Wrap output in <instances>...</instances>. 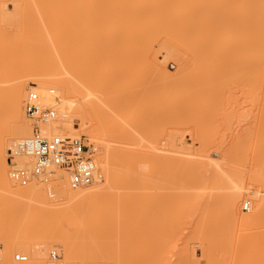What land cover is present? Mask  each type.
Listing matches in <instances>:
<instances>
[{
	"label": "bare ground",
	"instance_id": "6f19581e",
	"mask_svg": "<svg viewBox=\"0 0 264 264\" xmlns=\"http://www.w3.org/2000/svg\"><path fill=\"white\" fill-rule=\"evenodd\" d=\"M98 7H108L113 12L114 21H124L128 26L125 41L130 55L129 65L130 69L135 66L138 77L132 88L121 89L117 95L111 93L119 85L120 69L110 74L107 71L104 82H96L93 71L81 75L79 70L67 81L48 68L37 69L40 66H36V56L32 57L31 51L43 40L44 27H50L53 21L57 26L74 24L72 19L63 21L60 17L62 12L93 11ZM94 19L91 15H85L80 22L82 24H76L81 26L84 20L93 28L99 17ZM60 21L65 22V25ZM1 22L6 26L0 25V81L5 83L0 85V91L6 103L0 114H7V117L4 115L6 123L2 121L3 124H0V198L7 202H32L33 207H29L28 213L23 217L29 223L27 229L14 237L10 247L0 250V264H48L46 256L51 246L45 247L42 240H34L38 237L32 239L38 218L48 214L45 212L48 209L59 211V214L49 212L58 219L65 217L74 222L68 228L69 231L60 229L55 232V245L54 241H46L47 245L52 243L53 251L60 253L62 260H65L67 249L68 260L72 261H69L70 264L79 263L77 259L76 263L73 260L77 256L82 257L83 262L79 259L82 264H201L199 256L205 258L206 264H237L232 259L233 262L227 263L228 260L211 251L207 241H196L195 238H199L198 235L203 230L199 231L201 219L209 214L224 212L227 222L240 224L248 230L249 235H255V228L264 221V194L256 188L247 189L243 185H237L221 199L216 196L206 197L191 206L188 196L193 191H176L178 199L169 196L172 190L163 192L161 189L162 192H157L160 185H168V169L173 159L178 161L174 167L177 172L196 169L207 171L205 164L212 159L208 154H203L201 159L185 156L184 153L196 145H189L190 142L187 143L184 140L186 137L177 129H170L168 132L167 115L159 112L173 108L178 117L184 109H199L204 102L202 96L207 90L212 93L215 89L225 87L264 89V0H0ZM52 29L53 38H64ZM14 44L26 45L31 49L22 48L25 51L22 64L12 60L14 63L9 66L12 59L9 56ZM161 55L164 65L170 64L172 59L175 62L174 69L168 70V78L162 72L164 70L159 68L161 64L158 60L162 58ZM85 59L86 63L83 62L82 65L88 64V56ZM147 69L151 76H160L158 85L151 81V77L142 78ZM28 88L34 89L33 92L40 99L39 103L44 107L49 106V102L54 103V98L59 96L60 107H57L61 110L57 117L55 111H52L56 120L52 119L54 117L48 119L55 121L50 122L53 125L49 126L48 132L64 135L66 130H73L77 133L73 136L86 133L90 140L96 141V151L104 149V154H99L100 158L94 157L96 169L93 182L74 189L70 187L67 175L62 174L56 175L46 184L20 185L14 181L19 187L14 186L15 183L9 177L6 151L13 149L10 152L13 151L18 165H32L34 162L31 156L18 153L17 148L20 145V150L22 149L21 144L30 131L24 114ZM139 93L145 96L144 103L150 116L165 126L161 132L156 130L154 134L149 131L148 136L143 134L147 122L138 116L139 108L136 107L135 100ZM45 100L49 102L45 103ZM93 111L97 120L91 127H87L84 125L85 115ZM136 116L138 118L135 120ZM77 117L83 123L74 122L73 119ZM196 129L195 136L200 141L199 148L196 149L207 151L211 146L209 134L206 131L201 133L199 127ZM168 139L173 141L178 154L168 153ZM118 142L131 144L129 146L134 145L136 148H125L127 145L122 148L118 146ZM144 147L147 148L143 149ZM219 172L217 168L213 173L220 177ZM155 187L157 191H154ZM181 187L183 184L179 185ZM44 189L55 200H49ZM246 193L252 194V201H246L250 204L253 202V210L248 214H239L237 203ZM196 195L199 198L202 194ZM71 202L72 205L59 207ZM158 207L161 216L152 219V227H149L151 222L147 213L159 210ZM156 215H159L158 212ZM14 218L15 216H11L9 219ZM77 218L83 220L77 221ZM190 226L197 227L192 237L183 233L174 244L173 241L171 243L168 233L182 227L185 230ZM89 239L108 245L109 248L84 254L83 246ZM153 239H156L155 242L150 241ZM260 243V240L253 241L251 252ZM12 247L23 251L26 260L10 259ZM248 257L249 253L240 264H264V253H260L253 262Z\"/></svg>",
	"mask_w": 264,
	"mask_h": 264
},
{
	"label": "rangeland",
	"instance_id": "374dc122",
	"mask_svg": "<svg viewBox=\"0 0 264 264\" xmlns=\"http://www.w3.org/2000/svg\"><path fill=\"white\" fill-rule=\"evenodd\" d=\"M96 9L99 10L100 12L96 11ZM96 9L93 10L94 12L92 10H90L91 12L83 11V10L82 11L81 10H72V11L66 10V12L65 11L62 12L61 13L62 16H60L62 20L67 22L66 20L72 19L71 22H73L74 24L70 26H57L56 22L53 21L50 27L46 26L47 28L49 27L48 29L44 27L43 29L45 31L44 30L42 31L45 32V35H43V40L40 43H38V46L33 51H31L33 52L32 57L34 58L36 56V60H35L37 62L36 66H40L37 69H47L48 68L49 71L57 72L59 77L65 78L67 79V81L72 79L74 74L78 72L79 70L81 75H84L85 73L87 74L88 72L93 71L94 80L96 82L97 81L104 82L107 79L106 78V73H108L107 71H109L108 74H110L114 70L120 69L119 70L120 71L119 85L116 89L113 88V92L111 93V94L117 95L119 94L121 89L132 88L135 83L134 81L137 80V77H138L135 66L133 65L132 68L130 69V65H129L130 55H129V50H128V44L125 41V34L127 32L126 29L128 26L124 21H119V20L114 21L113 12L111 9L109 10L108 7H98ZM107 9L109 12L106 11ZM75 11H77L79 15L77 13H74ZM85 15H91L93 19L94 18L97 19L99 17V19L97 20L94 19L95 23H97L95 27L93 28L89 27L84 20H83V25L77 26L76 23L82 24L80 22H82V18ZM78 16L82 17L81 20L75 21V19L80 18ZM101 20H103V22ZM63 21H60L59 23H61L62 25H65L64 24L65 22ZM110 23L111 25H109ZM0 25L2 27L6 26L2 22L0 23ZM107 25H108V28H107ZM104 27L106 30H104ZM51 29L53 31H58L59 35L62 34L64 38L63 39H59V37H57V39L53 38L51 36V33H52ZM62 29H65V30H62ZM47 30L51 32L49 33L47 32ZM86 34H88V36ZM91 34L93 35L91 36ZM105 36H107V38ZM110 37L111 38L114 37L111 39L113 41L110 40ZM77 38L78 40H76ZM80 38L83 40H81ZM90 39L94 42L90 41ZM49 40H51L50 43H49ZM22 48L31 49L29 46H26V45L14 44L12 47V51L10 52L11 57L9 56V58H12L9 61V66H11L14 63L12 62V60L17 61V63L18 62L21 64L23 63L22 58L25 55L24 53L25 51L23 52ZM55 54L56 55L58 54V55L55 56ZM87 56L89 58L88 64H83L84 66L87 65L84 67L82 63L83 62L86 63L85 58H87ZM160 57L162 58L160 59ZM160 57H159L160 60H158V62H160L159 64L161 65H159L160 66L159 68H162L161 71L162 70L165 71V72L164 71L162 72L165 74V76L167 75L166 77L168 78V70L174 69L175 62L172 59L170 64L164 65L163 63L164 58L162 55ZM19 59L21 60L19 61ZM81 59H83V61ZM89 66H92V67H89ZM149 71H150L149 69L146 70V73L144 71V73L142 74L143 76L142 78H145V77H147L145 79L153 78L151 81L154 83L156 82L155 84L158 85L157 81L158 80L161 81L160 76L159 77L153 76V75L151 76V73ZM2 83L5 84L4 82L0 81L1 86H3ZM154 88L156 89V86H154ZM33 90L34 89L28 88L26 92L25 100H27L28 94H30L31 91L33 92ZM57 96L54 98V103L53 101L52 102H49L46 100L44 101L45 103L49 102V104L47 105L52 106L53 110L56 113L55 114L56 117L58 115L57 113H59L61 110V109H58V107H60V104H59L60 99H59V96L58 97ZM136 96L137 98L135 100V104H136V107L139 108L138 116H140V118H143L144 121L147 122L146 128L144 129L145 133L143 134L148 136L149 131H152L151 134H154V131L156 130H158V132H161V129L164 128L165 126L162 124L161 121H157L156 118L154 119L150 116V111L149 109H146V106L144 103L145 96L141 95L140 93L137 94ZM202 98L204 99V102L203 104H201L199 109L195 107L184 109L181 113H179L178 117L175 114V110H172L173 108H167L168 110L171 111V113H169L170 111L168 110L166 111L163 109V110H160L159 114L167 115L168 132L170 129L172 130L177 129L180 131L179 132L180 134L186 137V138L184 137L185 138L184 140L187 141V143L188 141L190 142L189 145L190 144L196 145V147H192V149H190L187 153H184L185 156H190V157H195L197 159H201L200 157L203 156V154L211 155L212 157L211 161L205 164V168L206 170L207 169L208 170L207 171L204 170L205 173H203L204 171H199V169H196V171L193 170V171H187V172L186 171L177 172L174 169V167L177 165L178 161L176 159H173L170 163L171 165H169L170 169H168V185L164 184L165 186H163L162 184L159 186L160 190L158 187V191H157V188L155 187L154 191L155 189L157 192H162L161 189H163V192H167L168 190H169L168 192H170L172 190L173 193L171 191L170 192L171 195H169L170 197L173 196L172 199L173 198L178 199L177 192L179 191L184 190L185 193L188 191L189 192L193 191V193L190 192L191 195L188 196V199L190 201L189 203L191 204V206L199 203L203 198H206V197L210 198L212 196L213 197L216 196L221 199L224 197L226 193L230 192L233 189V187L237 185H243L247 189L256 188L260 191V193L264 194V89L251 90V89L240 88V87H235V88L225 87V88L215 89L212 93H210V90H207L204 92ZM25 100H24V111H25L24 114H25L26 123L28 124L29 130H30L29 134L26 135L28 137L32 133V123H31V119L29 115L27 114L25 110V102H26ZM55 102H57L58 104H55ZM5 103L6 102H5L4 95L0 91V108L2 107L1 108L2 110L0 109L1 112L4 111L5 109ZM95 114L96 113L94 111L87 113L85 115L84 125L89 127L87 125V120L89 118H95V120H97V117ZM4 115H6L5 117H7V114H4ZM4 115L2 116L0 114V124H3V122L4 124L6 123ZM56 117L52 119L56 120L55 119ZM137 118L138 117L136 116L135 120ZM52 119L51 121H48L46 125L44 126L45 127L44 131L48 133V135L54 134V132L52 133V131L48 132L50 130L49 126L53 125V123H50V122L55 123V121ZM73 120L74 122H80V123L82 122L78 117L74 118ZM196 127L200 128L201 133L206 131L209 134V137L211 139L209 143L211 142L210 144L211 146L208 147L207 151L196 149V148H199L198 143H200L199 139H196V136H195V132L197 130ZM65 132H67L65 134H71V135L77 134L73 130H69V131L66 130ZM87 137H89V135H87ZM192 138L195 141L192 140ZM191 140L194 141V143ZM90 141L95 146L96 141L94 140H90ZM172 142L173 141H171V139H168V153L178 154V151L174 148L175 144ZM117 144H119L118 146L122 148H124V146L126 145L127 146L125 148H128V146L131 145V144H124V143L122 144L121 142H118ZM117 144H116V147H117ZM132 146H129V147L136 148V146L134 145ZM120 147L118 148L121 149ZM118 148L117 150H119ZM146 148L144 147L143 149H146ZM204 148L205 146L203 145L202 149ZM11 150L13 149L10 148V150L6 151L7 155L5 153V159L9 166L8 172L11 168V162H12L10 156L13 155L12 154L13 151L12 153L10 152ZM103 150L104 149L102 150L100 149L99 150L100 153L99 151H96L94 154V157L97 156L98 158H100V155L102 153L104 154ZM214 167L215 168L217 167L218 171H220L219 172L221 174L220 177H218L217 174L215 175L213 173L214 171H217V168L214 169ZM105 175H106V172H105ZM208 175H211V177ZM182 184H183V187L179 188V185H182ZM14 186L19 187V185L17 186L16 183L14 184ZM44 193L49 200H55L54 198L48 196L45 189H44ZM197 193H200L202 195H200V197L198 198V195H196ZM4 200L5 199L0 200V211H1L0 212V237H1L0 238V247H1L0 250L10 247L12 245L14 237L18 234H21L24 230L27 229V227L29 226V223L26 220H24L23 217L26 213H28L27 210L29 209V207L31 206L33 207L32 202L29 203L28 201L27 202H23V201H19V202L8 201L7 202V200L5 201ZM246 200L252 201L251 193H246L242 198L238 200L237 212L239 214H248L252 212L253 202H251L250 204L251 207L249 210H245L243 208V204ZM72 204H73L72 202L64 203L59 207L62 208L64 206H67V205L69 206ZM38 206L42 207V205H38ZM154 211L152 210V213L151 212L147 213L149 214L150 222L152 221V219L154 220L155 217L161 216V213L159 212L160 208L159 210L155 211V213ZM45 212L48 214H46ZM45 212L42 211V213L46 214V215L43 214L44 215L43 218L45 219L41 217L38 218V223H36L38 228L37 227H36L37 229L35 228V231H34L35 234L32 236V239L38 237L37 239H34V240H40V241L42 240V243L45 244L44 245L45 247L51 246L52 250L49 249L48 254H47L48 257L46 256L47 258L46 261L47 260L49 261L50 253L54 252L53 251L54 246H52V243H50L51 245L50 244L47 245L46 241H48V239H49V242L54 241L53 245H55V242L57 240L55 232H58L60 229H68L70 225H72L74 222L72 220H67L65 217H61L58 219V217H55L53 213H49V212H54L55 214H59L60 212L57 210L55 212L51 209L50 210L48 209ZM157 212L159 215H156ZM11 216H15V218L12 220L9 219L11 218ZM207 216H204L202 218L203 220L201 219L202 224H201V227L199 228V231L201 229L203 230L200 231V235H198L199 238H195V239L196 241H200V240L207 241L208 245H210L211 247V251H214V253L218 254L219 257L225 258L224 260H228L227 263L235 261V263L240 264L244 261L243 259L246 255H248V253H249V257H248L249 261L253 262V260L256 257L260 256V253L261 254L264 253V232H262L264 229V226H263L264 221H262L259 224V226L255 228L257 230L255 235L254 234L249 235L247 233L248 230L243 228L240 224H236V223L232 224V223L227 222L224 212H218L217 214L215 213L214 215L209 214ZM36 217L37 216H35V218ZM80 220H83V218L81 219L77 218V221H80ZM205 221L207 223H205ZM151 224L153 223L151 222L148 226L152 227ZM182 228L181 229L179 228V230H176L172 233H168L171 243L173 241L172 244H174L175 241H177L178 236L183 233L186 234L187 236L190 235V237H192L191 235L196 233L197 227L195 228V227L190 226L188 229H185V230ZM69 230L70 229H68V231ZM49 234L51 235L50 236L51 238L49 237ZM204 235L206 236V238ZM155 240L156 239H153L150 241L155 242ZM258 240L261 241L260 245L257 246L254 252H251V250L253 249V241H258ZM25 242H30V241L25 240ZM86 243L83 246L84 254H90L94 251L100 252L101 250L104 249V247L109 248L108 245H102L101 243L96 242V240L94 239H89ZM198 245H197V248H200ZM68 249L73 250V248L71 247H68ZM17 252L23 253V251L19 249L14 250V248L12 247V251L9 254L10 259L14 260L13 256ZM198 255H200L199 252H198ZM58 256H59V260H61V262L63 261L62 263L66 264V262H68L67 264H70L69 263L70 260H68L67 249L65 250V260H62V258H60L61 256L60 253L58 254ZM198 258L200 259L201 264L202 263L206 264L204 263L206 261L204 260L205 258H201L200 256ZM75 259H77V262H79L77 264H82L80 263V260L81 262H83L82 257L77 256L73 258V260ZM70 262L72 263V261ZM75 263H76V260H75Z\"/></svg>",
	"mask_w": 264,
	"mask_h": 264
},
{
	"label": "built area",
	"instance_id": "2783aa9c",
	"mask_svg": "<svg viewBox=\"0 0 264 264\" xmlns=\"http://www.w3.org/2000/svg\"><path fill=\"white\" fill-rule=\"evenodd\" d=\"M25 110L32 123V133L25 138L24 142L18 148V153L31 156L34 159L32 165H18L11 155V168L9 177L20 185L30 183H49L56 175H67L71 188H78L88 185L95 178V160L96 152L94 144L85 134L79 136L48 135L44 131V126L49 118L54 117L52 106H42L39 103L38 95L30 92L25 102ZM95 118H89L87 125L91 127ZM245 210L250 209V202L243 204ZM56 252L50 254L48 264H63L59 260ZM16 261L26 260V255L21 252L14 254Z\"/></svg>",
	"mask_w": 264,
	"mask_h": 264
}]
</instances>
